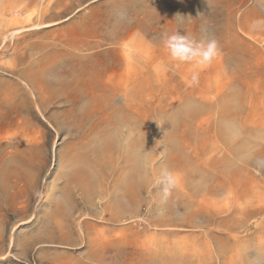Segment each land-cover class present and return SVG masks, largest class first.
Here are the masks:
<instances>
[{
    "label": "rangeland",
    "instance_id": "374dc122",
    "mask_svg": "<svg viewBox=\"0 0 264 264\" xmlns=\"http://www.w3.org/2000/svg\"><path fill=\"white\" fill-rule=\"evenodd\" d=\"M0 264H264V0H0Z\"/></svg>",
    "mask_w": 264,
    "mask_h": 264
},
{
    "label": "clouds",
    "instance_id": "9594fccd",
    "mask_svg": "<svg viewBox=\"0 0 264 264\" xmlns=\"http://www.w3.org/2000/svg\"><path fill=\"white\" fill-rule=\"evenodd\" d=\"M162 42L171 59L177 63H192L199 65L210 64L219 54L218 41L206 29H202L199 39L180 34L178 31L162 35ZM197 80L196 75L192 76V83ZM161 183L164 185V194L167 196L171 187L175 184L174 174L167 169L160 173Z\"/></svg>",
    "mask_w": 264,
    "mask_h": 264
},
{
    "label": "bare ground",
    "instance_id": "6f19581e",
    "mask_svg": "<svg viewBox=\"0 0 264 264\" xmlns=\"http://www.w3.org/2000/svg\"><path fill=\"white\" fill-rule=\"evenodd\" d=\"M51 25H41V24H37V25H34V30L37 29V30H40L42 28H45V27H50ZM16 34H18L17 31H14V32H11L8 36H6L5 38L7 39L8 37L10 38H13ZM203 91V90H202Z\"/></svg>",
    "mask_w": 264,
    "mask_h": 264
}]
</instances>
